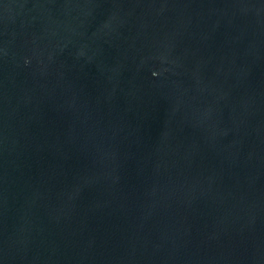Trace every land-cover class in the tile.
<instances>
[{"label": "water", "instance_id": "95a60500", "mask_svg": "<svg viewBox=\"0 0 264 264\" xmlns=\"http://www.w3.org/2000/svg\"><path fill=\"white\" fill-rule=\"evenodd\" d=\"M0 264H264V0H0Z\"/></svg>", "mask_w": 264, "mask_h": 264}]
</instances>
